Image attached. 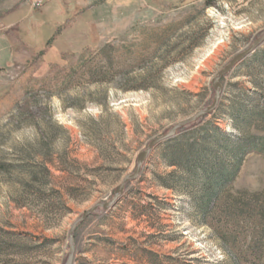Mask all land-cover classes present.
Instances as JSON below:
<instances>
[{
  "label": "rangeland",
  "instance_id": "374dc122",
  "mask_svg": "<svg viewBox=\"0 0 264 264\" xmlns=\"http://www.w3.org/2000/svg\"><path fill=\"white\" fill-rule=\"evenodd\" d=\"M263 35L264 0H0V264H65L72 225L112 201L152 140L210 106L213 78ZM220 85L181 146L215 129L264 136V41ZM165 143L77 225L72 264H237L192 188L161 184L185 176ZM227 192L264 215V157L246 154Z\"/></svg>",
  "mask_w": 264,
  "mask_h": 264
},
{
  "label": "trees",
  "instance_id": "16d2710c",
  "mask_svg": "<svg viewBox=\"0 0 264 264\" xmlns=\"http://www.w3.org/2000/svg\"><path fill=\"white\" fill-rule=\"evenodd\" d=\"M260 117L264 121V113ZM177 135L166 141L163 157L169 160L170 166L182 170L185 176L172 173L160 179L163 187L172 192L179 188H192L188 195L198 219L228 246L237 264H264L263 209L244 201L246 198L242 196L233 197L227 192L246 154L258 153L264 157V136L232 139L215 129L213 136L192 137L191 141L183 140L181 146ZM218 152L223 155L218 156ZM225 157L229 158L228 162H224ZM247 220L253 222L251 232L255 235L243 246L239 241L241 236L236 232L243 229L240 222L244 224Z\"/></svg>",
  "mask_w": 264,
  "mask_h": 264
},
{
  "label": "water",
  "instance_id": "95a60500",
  "mask_svg": "<svg viewBox=\"0 0 264 264\" xmlns=\"http://www.w3.org/2000/svg\"><path fill=\"white\" fill-rule=\"evenodd\" d=\"M263 41H264V35L262 37H260L259 39H257L256 41H254L253 45L249 49H247L243 53H240L236 57H234L230 61V63L226 67H224L218 73V75L216 77L213 78V80H212V88H213L215 94H214L213 102H212V104L210 106H208L207 108L197 112L196 114H194L190 118L177 123L176 125H174L170 129V131L165 136L157 138V139H154V140H152L149 143V145L146 148V150H144L143 152H141L138 155L137 163H136V169H135L134 173L132 175H127L126 177H124L122 182L116 187L115 195H114V198L112 199V201H110L109 203H105V204H96V205H94L92 208H90L89 210L84 212L82 214V216L72 225V227L70 229V232H69V254H68V257H67V260H66L65 264H72V261H73L74 245H73V241H72V236H73V231L75 230L77 225L79 223L83 222L84 220H86L97 209L102 208V209L106 210V209L110 208L116 202V200L119 198V196L122 195L125 185L129 181L135 180L138 177L144 161L147 159L148 155L151 153V151L155 147H157L159 144L163 143L164 141H167V140L173 138L176 135V131L178 129L183 128V127L195 122L196 120L202 118L203 116L208 115L209 113H211L217 107V104H218V101H219V94H220V90H221L220 79L224 75L228 74L238 62L242 61L247 55H249L252 51H254L255 48L258 45H260Z\"/></svg>",
  "mask_w": 264,
  "mask_h": 264
},
{
  "label": "built area",
  "instance_id": "2783aa9c",
  "mask_svg": "<svg viewBox=\"0 0 264 264\" xmlns=\"http://www.w3.org/2000/svg\"><path fill=\"white\" fill-rule=\"evenodd\" d=\"M38 3H40V0H33L34 5H37Z\"/></svg>",
  "mask_w": 264,
  "mask_h": 264
}]
</instances>
